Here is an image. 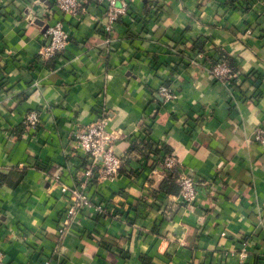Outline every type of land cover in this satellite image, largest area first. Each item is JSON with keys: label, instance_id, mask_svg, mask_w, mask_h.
<instances>
[{"label": "crops", "instance_id": "obj_1", "mask_svg": "<svg viewBox=\"0 0 264 264\" xmlns=\"http://www.w3.org/2000/svg\"><path fill=\"white\" fill-rule=\"evenodd\" d=\"M72 17L54 0H0V251L7 264H264V5L252 0H128L111 34L103 6L79 0ZM64 52L36 61L49 23ZM224 57L227 84L211 71ZM170 88L165 100L158 87ZM104 105L116 155L112 183L87 193L113 215L86 209L60 234L67 196L90 160L73 132ZM39 114L37 130L23 117ZM167 146L196 198L164 196L165 172L131 151ZM56 177H59L57 180ZM242 249L247 257L240 258Z\"/></svg>", "mask_w": 264, "mask_h": 264}, {"label": "built area", "instance_id": "obj_2", "mask_svg": "<svg viewBox=\"0 0 264 264\" xmlns=\"http://www.w3.org/2000/svg\"><path fill=\"white\" fill-rule=\"evenodd\" d=\"M103 6L105 21L102 26L106 34H111L115 25L121 18L126 16L129 11L128 0H96ZM258 4L264 5V0H252ZM55 7L62 13L72 17H79L83 12L82 3L79 0H54ZM43 42L38 49L36 61L44 64L60 56L68 45L69 34L62 21L49 23L43 31ZM211 74L219 83L227 84L231 78L232 70L226 63L224 57L220 58L214 65ZM158 94L165 100L175 98L169 87L160 85ZM110 111L102 105L99 107L97 118L86 125L82 130L73 132V139L88 157L90 163L76 176L75 185L72 188L62 186L61 191L67 196V206L65 208L59 233H66L72 221L78 213L89 209L101 216H113L119 218L120 214L113 215L105 203H95L87 193L89 187L112 183L115 181L126 160L116 155L114 143L116 136L107 130ZM39 114L37 111H30L23 117V124L26 130H37L39 126ZM255 141L264 151V125L259 126L255 131ZM155 160L154 167L150 170L154 173L157 169L163 172L167 169H178L177 184L179 186L178 197L184 202L191 203L196 198L193 178L182 173L179 168V162L171 154H165L163 157L151 155ZM58 180L59 177H56ZM247 257L246 249H242L240 258ZM0 264H7L5 255L0 251Z\"/></svg>", "mask_w": 264, "mask_h": 264}, {"label": "trees", "instance_id": "obj_3", "mask_svg": "<svg viewBox=\"0 0 264 264\" xmlns=\"http://www.w3.org/2000/svg\"><path fill=\"white\" fill-rule=\"evenodd\" d=\"M137 142L134 143L131 147V151L138 150L142 154L143 158V165L145 168H148L151 170L155 163V160H152L150 158L151 155L158 156L159 158L163 157L165 154L170 153V149L162 145L160 147L151 145L148 143L147 139V129L143 130L142 134H139V136L136 138ZM128 162V161H126ZM165 178L163 182L160 185L159 191L162 193L164 196L167 195H178L179 193V186L177 184V177L179 170L178 169H169L165 170Z\"/></svg>", "mask_w": 264, "mask_h": 264}]
</instances>
